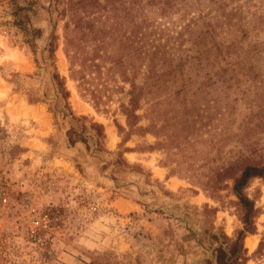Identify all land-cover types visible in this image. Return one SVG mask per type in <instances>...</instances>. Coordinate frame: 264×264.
Masks as SVG:
<instances>
[{
    "label": "rangeland",
    "instance_id": "rangeland-1",
    "mask_svg": "<svg viewBox=\"0 0 264 264\" xmlns=\"http://www.w3.org/2000/svg\"><path fill=\"white\" fill-rule=\"evenodd\" d=\"M146 1L0 0V264H216L243 229L233 181L217 175L253 143L244 164L264 162V133L242 130L264 99V55L250 81L194 57L210 27V46L242 25L245 46L264 43V0H183L165 14ZM133 4L139 32L148 21L185 65L141 98L131 127V82L107 57L91 66L90 46L79 57V17L118 21L121 37ZM147 65L127 64L128 77L143 85ZM245 194L259 212L248 264H263L264 179Z\"/></svg>",
    "mask_w": 264,
    "mask_h": 264
},
{
    "label": "trees",
    "instance_id": "trees-1",
    "mask_svg": "<svg viewBox=\"0 0 264 264\" xmlns=\"http://www.w3.org/2000/svg\"><path fill=\"white\" fill-rule=\"evenodd\" d=\"M183 0H147V6L152 7L155 5H159L162 14L168 13L169 9L174 8ZM99 9H103L98 6H94ZM133 8V9H132ZM126 14L129 25H133L131 30L127 33L128 35H124L121 37H117V33L119 28L121 27L118 21H114L111 26H108L107 22L103 23H95V21L101 20V18L95 19V21H87L84 22L82 17H79V57L84 58L85 51L83 48L86 46H90L92 48L91 58V66H97L95 63V59L97 56L99 57H107L108 59L114 60L115 65L117 67L122 68L124 78L131 82V90L129 91V108L126 109L127 116L129 119V125L132 127V119H137L136 110L139 107L140 100L145 94H152V89L156 86H159L163 79L167 77H172L178 70H181L185 63H183V59H180L178 62L174 60L171 55H167L165 51L166 44L161 43L162 34H160L159 38H154L151 40L150 36H152L151 32H148L149 24L145 27L146 22L142 23V28L144 31L139 32L138 25H135V16H134V8L132 7ZM95 10V9H92ZM91 10V11H92ZM144 13V9L142 10ZM146 20V19H145ZM189 27V26H188ZM249 27L246 25H242L237 32H239V36L236 34L233 37V40L229 42L227 45L213 44L210 46L208 44L209 38L212 39L214 37V32L210 27V30L202 31L199 35V49L197 50V56L194 58L199 61H209L210 57L216 55L214 63L221 62L225 64L224 67H221V71L223 75L231 72H236V76L247 77V80H252L253 73L258 67V63L254 61L256 57H262L264 55V43L263 42H253L248 43L246 45L247 38L249 36ZM141 29V27H140ZM139 33L140 37H139ZM111 39L107 40V37ZM150 41V43H148ZM84 46V47H83ZM112 48L114 53L109 52L108 49ZM102 52L103 55H100ZM76 58V57H75ZM257 61L259 59L256 58ZM85 64L88 59H84ZM144 61L148 62L147 65V73H145V82L143 85H137L133 79H130L127 75L126 65H131V72L133 75L137 74L139 68H141ZM200 62V63H201ZM96 64V65H95ZM145 65V64H144ZM159 66H161L162 70H158ZM86 68V66H85ZM260 75L259 73H255ZM234 80L231 82L232 78L226 80L227 82H231V86L234 84H238L241 79L233 77ZM223 81V82H226ZM149 88V92H145V89ZM67 95L68 92L65 91ZM264 95L261 94V97ZM261 102H257L256 111L251 113L252 116L249 118L247 122H245L242 130L245 132L244 137L255 136L257 133H264V99H259ZM256 115V116H254ZM257 118L259 121L258 124L252 127L251 121ZM263 125V126H262ZM98 128H103L101 125H97ZM255 144V143H253ZM248 145L250 148L248 151V155H241L236 161L228 163V166L222 168V171L218 173V178L222 176V178L231 179L233 181V192L238 198L239 206L241 208V221L244 225L243 229L238 232L236 239L231 240L227 239L225 244H221L216 250V264H248L250 257H248L247 249L244 247V240L247 234H255V220L258 216V210L255 207L254 201H252L246 194L245 189L251 180L255 178H263L264 179V162L258 164H244L250 155H253L258 150V145ZM247 146V147H248ZM244 164V165H242ZM239 165L241 169L238 173L233 174L235 168ZM219 180V179H218ZM214 186H217V183H214ZM264 251V238L259 244L258 249L256 250L254 256H262ZM264 264V263H263Z\"/></svg>",
    "mask_w": 264,
    "mask_h": 264
},
{
    "label": "bare ground",
    "instance_id": "bare-ground-1",
    "mask_svg": "<svg viewBox=\"0 0 264 264\" xmlns=\"http://www.w3.org/2000/svg\"><path fill=\"white\" fill-rule=\"evenodd\" d=\"M2 94H3V92H2ZM2 94H0V95H2ZM247 245L249 248L253 249L256 245V239L247 238Z\"/></svg>",
    "mask_w": 264,
    "mask_h": 264
},
{
    "label": "built area",
    "instance_id": "built-area-1",
    "mask_svg": "<svg viewBox=\"0 0 264 264\" xmlns=\"http://www.w3.org/2000/svg\"><path fill=\"white\" fill-rule=\"evenodd\" d=\"M4 201H6V200H4Z\"/></svg>",
    "mask_w": 264,
    "mask_h": 264
}]
</instances>
